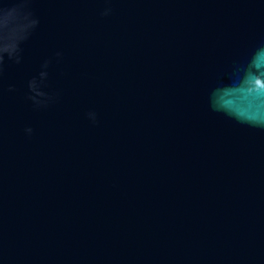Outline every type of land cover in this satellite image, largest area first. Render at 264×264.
Segmentation results:
<instances>
[{"label":"water","instance_id":"water-1","mask_svg":"<svg viewBox=\"0 0 264 264\" xmlns=\"http://www.w3.org/2000/svg\"><path fill=\"white\" fill-rule=\"evenodd\" d=\"M0 264H264V0H0Z\"/></svg>","mask_w":264,"mask_h":264},{"label":"clouds","instance_id":"clouds-1","mask_svg":"<svg viewBox=\"0 0 264 264\" xmlns=\"http://www.w3.org/2000/svg\"><path fill=\"white\" fill-rule=\"evenodd\" d=\"M12 10H17L16 8L12 9Z\"/></svg>","mask_w":264,"mask_h":264}]
</instances>
